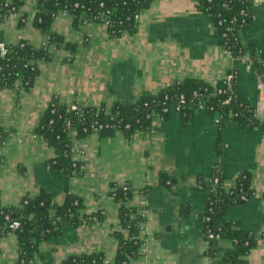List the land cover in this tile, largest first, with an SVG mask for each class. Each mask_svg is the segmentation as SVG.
<instances>
[{
	"label": "crops",
	"instance_id": "crops-1",
	"mask_svg": "<svg viewBox=\"0 0 264 264\" xmlns=\"http://www.w3.org/2000/svg\"><path fill=\"white\" fill-rule=\"evenodd\" d=\"M12 0H0L10 3ZM252 24L243 41L264 56V0H252ZM36 0H22L13 15L0 20V36L9 46L20 40L34 48L47 37L34 26ZM51 31L78 46L71 60L64 45L49 47V60L36 64L31 86L22 78L10 88L0 86V205L19 206L25 197L46 191L62 204L67 195L80 198L86 214L101 211L100 223H63L59 233L43 241L29 264H63L68 258L102 252L114 261L121 229V206L113 186L129 184L128 206L144 217L142 245L129 264H209L205 238V183L218 168L227 190L239 175L250 176L252 188L264 192V130L232 123L220 131L217 117L195 110L189 119L171 112L154 119L155 129L131 137L92 134L81 143V174L54 171L55 150L36 134L48 104L59 96L65 104L131 105L176 81L197 80L216 85L227 72L239 71V96L255 110L264 106V78L252 63L231 57L213 33V19L198 11L196 0H154L142 10L135 34L109 36L100 23L76 28L71 16L57 17ZM263 99V100H262ZM262 100V101H261ZM264 118V109L259 111ZM225 220L255 241L246 260L264 264V198L230 206ZM221 256L234 243L213 245ZM16 234L0 235V264H20Z\"/></svg>",
	"mask_w": 264,
	"mask_h": 264
},
{
	"label": "trees",
	"instance_id": "trees-1",
	"mask_svg": "<svg viewBox=\"0 0 264 264\" xmlns=\"http://www.w3.org/2000/svg\"><path fill=\"white\" fill-rule=\"evenodd\" d=\"M153 1L36 0L37 13L33 22L35 28L47 37V46L34 48L25 41L10 46L8 55L4 58L0 57V86L10 88L19 78L23 79L27 87L31 86L37 69L31 71L27 64L31 62L36 66L42 60H49L51 56L49 47L64 45L70 52L68 59L74 58L78 46L70 42L65 43L60 35L51 31L54 20L64 10L73 18L76 28L97 23L99 17L104 16L109 36L117 38L124 33L132 35L137 32L138 22L135 20V15L149 8ZM196 1L198 11L213 19V33L220 46L235 58L248 55L257 74L264 78V56L243 41L244 33L252 24L250 11L252 0ZM75 2L80 3V8L73 7ZM21 5L22 0L3 3L0 7V20L11 16L12 8L17 11ZM0 42H4L1 36ZM229 73L235 75L230 86L225 85L224 79L214 86L197 80L176 81L156 94L141 96L131 105L116 103L110 108V113H106L107 107L103 105L85 106L82 112L76 113L67 105L59 106L53 101L48 104L36 134L41 135L47 145L55 150V157L49 163L52 170L64 171L72 176L81 174L84 166L83 161L72 160V137L81 141L92 134L106 137L120 132L131 137L137 131H151L156 128L153 116L161 114L163 120L167 119L170 112L164 113V109L170 107L180 95H185L186 100L179 114L186 119H189L197 110L198 104L203 102L206 113L219 115L220 131L232 123L248 129L264 130V118H260L257 111L239 96V71L232 69ZM217 89H223L226 93L218 94ZM194 92H197V97L193 96ZM232 92L231 101L226 104L225 101ZM68 122L70 130L67 126ZM95 124L103 126L98 133H94L91 129ZM69 131H72V136ZM213 178H218L219 184L206 199V209L212 207L213 213L207 214L210 220L205 223V233L211 231L219 234L222 239L234 243L235 248L224 253L218 261L219 264H245V257L254 247L255 241L240 231L237 223L225 220L224 216L230 206L247 202L240 199L241 195L244 194L250 199L256 190L252 188L247 173H241L235 186L229 190L223 185L224 176L218 168L215 169ZM213 178L205 183L207 190L213 187ZM111 195L121 206V229L115 233L119 244L116 257L111 264H129L130 260L139 253L142 245L139 223L144 222L145 219L137 213L135 207L128 206V202L133 197L129 184L113 186ZM84 209L83 201L76 196L67 195L65 202L58 204L46 191L41 190L33 197H25L19 206L0 205V235L5 236L14 232L20 247L19 263L29 264L38 252L40 244L58 234V229L63 223L68 222L78 226L82 223H100L104 220L101 211L86 214ZM15 222L19 223V227L13 230L11 226ZM214 243L209 241L207 246V255L213 259L217 255L213 248ZM107 258L105 253L98 252L70 257L63 264H105Z\"/></svg>",
	"mask_w": 264,
	"mask_h": 264
},
{
	"label": "built area",
	"instance_id": "built-area-1",
	"mask_svg": "<svg viewBox=\"0 0 264 264\" xmlns=\"http://www.w3.org/2000/svg\"><path fill=\"white\" fill-rule=\"evenodd\" d=\"M73 7L74 8H80V3L79 2H75L74 4H73ZM17 11H16V9L15 8H12V13L10 14V15H13L14 13H16ZM65 16H69V14H68V12L66 11V10H64L60 15H58L57 17H65ZM139 16H140V13H137L136 15H135V20L138 22V20H139ZM56 17V18H57ZM98 21L99 22H97V23H100V24H103L105 27H106V25H107V23L105 22V19H104V16H101V17H99V19H98ZM23 40H20L18 43H20V42H22ZM22 46H23V44H22ZM9 48H10V46L9 45H7L5 42H0V57L1 58H4V57H6L7 55H8V53H9ZM228 53V52H227ZM229 54V53H228ZM230 55V54H229ZM231 56V55H230ZM232 57V56H231ZM234 59H238V60H241V62L242 63H252V60L249 58V56L247 55V56H240V57H233ZM253 64V63H252ZM27 66H29L30 67V70L31 71H35L36 70V66L34 65V64H32L31 62H29L28 64H27ZM234 77H235V75L233 74V73H229V72H227V74L225 75V77L223 78L224 79V83H225V85H227V86H230L231 84H232V82H233V79H234ZM218 94H223V93H226V91L225 90H223V89H217V91H216ZM216 92H215V94H216ZM260 92H261V95L262 94H264V84H263V86L260 88ZM212 95H214V94H212ZM231 96H229L228 97V99L225 101V103L226 104H228L230 101H231V98H232V95H233V92L230 94ZM193 96L194 97H197L198 95H197V92H194L193 93ZM185 100H186V97H185V95H180L176 100H175V102L174 103H172L171 104V106L170 107H168V108H165L164 109V113H171V112H176V113H180L181 111H182V109L184 108V107H182V105H184L185 104ZM263 100V99H262ZM261 100V101H262ZM55 102L56 101V103H57V105H59V106H62V105H67L68 107H69V109L70 110H72V111H75L76 113H80V112H82V110H83V108L85 107L84 105H81V104H79V103H76V102H71V103H68V104H65V102H63L62 100H61V98L59 97V96H55V97H53V99L50 101V102ZM54 106H55V104H54ZM96 107H98V106H96ZM205 109H206V107H205V104L203 103V102H200L199 104H198V106H197V110H201V111H204L205 112ZM263 109H264V106L261 108H259V109H257L256 111H257V113L259 112V111H263ZM211 110H213V108L211 109ZM106 113H110V108H107L106 109ZM96 116H97V114H96ZM215 117H217V123H218V126H219V115H215ZM154 119H159V120H163V116L161 115V114H157V115H154L153 116V120ZM67 126H68V129L70 130V123L68 122L67 123ZM103 126L102 125H93L92 126V131L94 132V133H98V131L102 128ZM127 128H129V126H127ZM70 132V135L72 136V131H69ZM72 160L74 161V162H77V161H82L81 159L84 157V151L82 150V146H81V143H83L84 142V140H81V141H78V140H76L75 138H73L72 137ZM74 165H76V163H74ZM217 184H219V179L218 178H213V187L211 188V190L209 189L208 190V196H209V194L212 192V191H215L216 190V186H217ZM264 194V192L263 193H260V192H257L256 191V193L254 194V196L253 197H261L262 195ZM207 196V197H208ZM253 197H251V198H253ZM250 198V199H251ZM206 199H208V198H206ZM240 199L242 200V201H249L250 199H248V197L246 196V195H241L240 196ZM138 213V212H137ZM208 213H213V208L212 207H209V208H207L206 209V214H205V223L206 222H208L209 220H210V216H208L207 214ZM139 214V213H138ZM136 216V214H134V216L133 217H135ZM143 222H140L139 223V225H140V234H141V231H142V229H143ZM12 229L13 230H15V229H17L18 227H19V223H17V222H15V223H13L12 224ZM126 231H128V230H126ZM11 233H14V232H11ZM15 234V233H14ZM205 238H206V242H207V246H208V242L209 241H212V242H216V241H218V240H220V239H222L221 238V236L219 235V234H216V233H212L211 231H207V233H205ZM208 258H209V264H215V261L213 260V258L212 257H209L208 256ZM245 261H246V263L245 264H249L248 263V261L246 260V257H245ZM111 263H113V261L111 260V259H109V258H107L106 259V261H105V264H111Z\"/></svg>",
	"mask_w": 264,
	"mask_h": 264
}]
</instances>
